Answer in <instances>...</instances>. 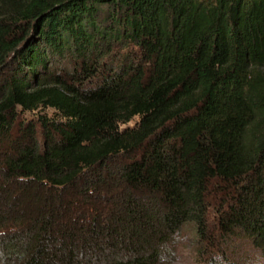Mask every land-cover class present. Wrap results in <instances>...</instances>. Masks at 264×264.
<instances>
[{"label":"trees","instance_id":"1","mask_svg":"<svg viewBox=\"0 0 264 264\" xmlns=\"http://www.w3.org/2000/svg\"><path fill=\"white\" fill-rule=\"evenodd\" d=\"M188 224L264 264V0H0V262L164 264Z\"/></svg>","mask_w":264,"mask_h":264},{"label":"rangeland","instance_id":"2","mask_svg":"<svg viewBox=\"0 0 264 264\" xmlns=\"http://www.w3.org/2000/svg\"><path fill=\"white\" fill-rule=\"evenodd\" d=\"M138 119L131 122L128 126H134ZM126 127V126H125ZM104 202V201H102ZM197 236L193 230L191 224H188L182 228V230L177 233L172 239L171 243H169L164 248L162 247L161 251H163L164 264H198L199 262V252L197 251ZM234 251L238 253V256H243L249 253L250 260L248 263H252L255 259V253L245 250V245L242 246L240 241L233 243ZM247 252V253H246ZM2 264V262H0Z\"/></svg>","mask_w":264,"mask_h":264},{"label":"water","instance_id":"3","mask_svg":"<svg viewBox=\"0 0 264 264\" xmlns=\"http://www.w3.org/2000/svg\"><path fill=\"white\" fill-rule=\"evenodd\" d=\"M34 35L33 32L30 33V35L28 36V38H31Z\"/></svg>","mask_w":264,"mask_h":264}]
</instances>
